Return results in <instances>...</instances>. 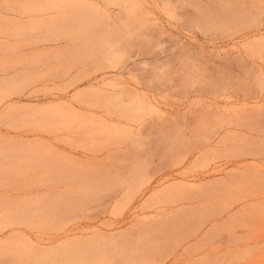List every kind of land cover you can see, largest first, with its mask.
I'll return each instance as SVG.
<instances>
[{
  "label": "rangeland",
  "instance_id": "1",
  "mask_svg": "<svg viewBox=\"0 0 264 264\" xmlns=\"http://www.w3.org/2000/svg\"><path fill=\"white\" fill-rule=\"evenodd\" d=\"M258 240L264 0H0V264Z\"/></svg>",
  "mask_w": 264,
  "mask_h": 264
},
{
  "label": "bare ground",
  "instance_id": "2",
  "mask_svg": "<svg viewBox=\"0 0 264 264\" xmlns=\"http://www.w3.org/2000/svg\"><path fill=\"white\" fill-rule=\"evenodd\" d=\"M114 35L115 34H112L113 37H115ZM112 36L109 38V43L106 44L105 47H120L121 45L119 46V43L121 40L112 38ZM204 248H208L207 251L209 254L224 257V260L220 261L218 264H241V262L243 264V262L246 260L250 261L249 264H264L263 243L259 240L257 241L256 245L248 244L247 246L237 250L228 249L220 246L219 244L213 248H209V244H207L204 245Z\"/></svg>",
  "mask_w": 264,
  "mask_h": 264
}]
</instances>
